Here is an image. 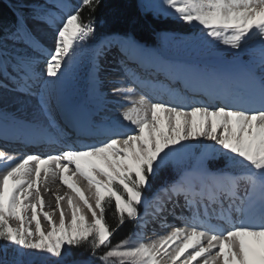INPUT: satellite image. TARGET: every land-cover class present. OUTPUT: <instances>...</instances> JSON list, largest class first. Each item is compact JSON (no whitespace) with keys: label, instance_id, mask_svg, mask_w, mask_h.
Here are the masks:
<instances>
[{"label":"snow or ice","instance_id":"snow-or-ice-1","mask_svg":"<svg viewBox=\"0 0 264 264\" xmlns=\"http://www.w3.org/2000/svg\"><path fill=\"white\" fill-rule=\"evenodd\" d=\"M104 6L14 0L12 19L0 20V130L11 120L30 142L63 146L0 150V264H82L74 249L102 264H264V0H136L133 14L102 15ZM177 21L211 70L197 73L198 92L164 99L126 64L134 54L168 65L133 30L144 22L160 36ZM109 58L141 94L121 80L105 90ZM110 95L130 106L118 99L110 115ZM57 182L68 191L52 194L50 213L40 186ZM178 210L190 213L183 226L168 225ZM149 220L171 230L145 240ZM126 221L135 241L113 245Z\"/></svg>","mask_w":264,"mask_h":264},{"label":"bare ground","instance_id":"bare-ground-1","mask_svg":"<svg viewBox=\"0 0 264 264\" xmlns=\"http://www.w3.org/2000/svg\"><path fill=\"white\" fill-rule=\"evenodd\" d=\"M155 46L159 47L160 52L162 53L165 60L168 62V65H171L173 67H169L168 65L161 64L159 61L152 59V58L140 59V58H136L134 55L133 56L134 59L139 60L137 68L141 67L143 70H145L147 73L151 74L152 76H155V75H157V76H160V75H176L179 78L180 82L184 81L185 83H187V87L192 86L191 87L192 91L196 92L197 91V88L195 87L196 84L193 80H191L192 74H196L195 72L199 71V69L204 70V71H208L209 67H206L207 64L205 62H203L202 60L201 61L198 60L195 56V53H197V52H204L205 53V50L200 45H198V44L194 45L193 43H174V44L155 43ZM201 57H203V56H201ZM110 59L111 58H109V60L105 63V72L102 73V78L105 81V90L106 91L110 89L111 83L114 80L123 81V84H122L123 87H125V85H127V81H128V79H126L124 74H123L125 69L123 67L116 66L115 64H113L110 61ZM199 59H202V58L199 57ZM133 62H135V61H133ZM126 71L130 72L134 76H137V75L141 76L142 75L141 73H136L135 71H128L127 69H126ZM144 77L145 76L143 75V77H140V78H144ZM189 80L192 82H190ZM110 97H111V95L109 96V111H113L112 110L113 102L110 100ZM133 97H134V95H133ZM195 98L199 99V96L197 95ZM123 100H124V98H123ZM124 104L126 107L130 106V104L128 103L127 100H124ZM118 111H120V110H118ZM118 111L114 110L112 113H110V115H115L116 112H118ZM9 122H11V120ZM13 128H15V129H13ZM8 129L11 132L8 131ZM8 132H10L12 134H8ZM26 136H27V131L24 129H20L16 126L15 127L5 126V128L3 130H0V141L2 140L3 142H7V143H11V144L18 143V144H21L24 148H26V147L35 148V149L39 150L36 152H39L41 154H47V153H50L53 151V150L44 151L43 149L40 150V148L45 144L30 142L28 139H26ZM205 143H208V142H205ZM194 146H198V145L194 144ZM80 185L85 190V195L89 196L90 193L87 190L86 182L81 180ZM46 189H48V191H46ZM66 191H68V189H66L65 187L59 186V182H57V184H51V183L42 184L40 186V192H41V196L44 198V201H45V209L44 210L51 213L53 211V209L55 208V200H54V196L52 195L53 193H55L57 195H64V193ZM90 202L94 203V201H91V200H90ZM61 203H62V207L66 208V203L63 201ZM28 215L30 217V212L28 213ZM58 218H59V213L57 211L56 215L53 216V219L58 222ZM9 223L13 227L19 226V223L17 221H14V220H10ZM41 225L45 230H47L49 227L47 222L42 217H41ZM168 225H170V224H168ZM31 227L34 231L35 230V224L33 223L31 225ZM154 227H155L154 222L149 220L146 227H144L145 233H146V236L144 237L145 240L154 239V238H156L157 234H163L165 231L171 230L170 227H167V229L164 232H155V231H153ZM136 231H138V229H136Z\"/></svg>","mask_w":264,"mask_h":264},{"label":"trees","instance_id":"trees-1","mask_svg":"<svg viewBox=\"0 0 264 264\" xmlns=\"http://www.w3.org/2000/svg\"><path fill=\"white\" fill-rule=\"evenodd\" d=\"M14 3V0H0V20H3L5 22L12 19V14L10 11V4ZM136 0H104L105 6L101 8L99 11L102 15L110 14L113 11L125 13V14H133L136 11L135 8ZM82 15L87 18V9L84 10ZM154 25H150L144 22H141L139 26H137L133 31L134 35L136 36V39L140 41L141 43L147 44V45H153L154 44ZM169 31L174 32H182V33H190L194 30L190 29L188 26L181 24L179 21L175 23V25H169ZM154 185L156 183H159V179L157 181L153 182ZM114 213V207L108 209L106 213V218L108 220V223L112 226H115L117 223L116 217L113 215ZM132 228V222L126 221L124 225H122L119 230L114 234V236L111 238L112 242H117L118 240H121L125 238L128 234V232ZM76 253L75 258L76 259H85L89 254L87 252H84L83 255H81V252H83V249H74L73 250ZM101 254V252H99Z\"/></svg>","mask_w":264,"mask_h":264},{"label":"rangeland","instance_id":"rangeland-1","mask_svg":"<svg viewBox=\"0 0 264 264\" xmlns=\"http://www.w3.org/2000/svg\"><path fill=\"white\" fill-rule=\"evenodd\" d=\"M75 2H76V0H69V3L74 4ZM146 2H155V0H146ZM192 34H193V31L190 33L167 31V32L161 33L160 36L155 35L154 39H155V43H170V44L191 43ZM165 37H167V39H165ZM219 47H223V46L221 45ZM203 53L204 52H197V53H195V56L198 60H200V61L202 60L203 62H205L207 64V62H206L207 60H206L205 55ZM201 56H203V57H201ZM199 57L202 59H199ZM197 150L198 151L200 150L199 147L194 146L193 151L197 152ZM135 227H136V224H135V222H133V230L135 229ZM129 236H132V235H128L126 238H128ZM126 238H123V239H126ZM123 239H121V240H123ZM121 240H118L117 242H114V243L112 242V244L115 245L116 243H118ZM133 240L135 241V239H133ZM100 252L102 254L103 249ZM101 254L98 252L97 256H99ZM78 260H80L82 262V264H102V262L99 259L90 257L89 255L85 259H78Z\"/></svg>","mask_w":264,"mask_h":264}]
</instances>
